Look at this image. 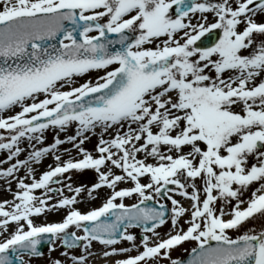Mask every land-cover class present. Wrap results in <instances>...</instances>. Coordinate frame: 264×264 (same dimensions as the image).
<instances>
[{
    "label": "snow or ice",
    "instance_id": "snow-or-ice-1",
    "mask_svg": "<svg viewBox=\"0 0 264 264\" xmlns=\"http://www.w3.org/2000/svg\"><path fill=\"white\" fill-rule=\"evenodd\" d=\"M257 15L264 0H0V129L8 133L0 134V165L8 164L0 178L11 195L0 200V264L42 256V240L49 253L59 240L71 264H88L93 242L107 249L104 257H120L114 264H264V228L244 229L264 217V19ZM206 35L212 42L199 44ZM97 128L88 151L83 145ZM49 129L55 135L45 145ZM24 139L31 150L19 159ZM64 144L77 156L61 151ZM48 155L55 166L37 176L32 164ZM84 170L95 182L74 186L71 173ZM101 188L110 191L99 207H76L81 193L95 199ZM133 195L137 202L126 205ZM61 209L59 221H36ZM121 241L130 247H117ZM186 241L196 247L173 258Z\"/></svg>",
    "mask_w": 264,
    "mask_h": 264
},
{
    "label": "rangeland",
    "instance_id": "rangeland-1",
    "mask_svg": "<svg viewBox=\"0 0 264 264\" xmlns=\"http://www.w3.org/2000/svg\"><path fill=\"white\" fill-rule=\"evenodd\" d=\"M258 21L259 20H262L264 19V16H258V18H256ZM208 21H213V16L211 14H208ZM149 46H152V45H149ZM111 67H115V66H110L109 70H111ZM104 74V72L101 70V71H90L88 74H86L84 77L80 78L79 82H83V80L85 79H92V80H95L97 78V76H102ZM239 110V109H237ZM12 113H9V112H5L3 113V115L7 116V115H10ZM74 131H75V125H71L69 126V128L67 129V134L71 135V134H74ZM111 131V130H110ZM0 134L4 135V136H7L8 133L5 132L4 130L0 129ZM55 135L54 131L49 129L48 131L45 132V140H44V144H49L52 142L53 140V136ZM64 135L65 133H60V138L63 139L64 138ZM101 135V130L99 128L96 129L95 131V134L94 135H91L89 137L88 140L85 141L84 143V148L87 149L88 151H92L94 149V145L97 143L98 141V137ZM105 138H107V134H105ZM32 143H35V141H33ZM42 145H39L37 144L36 147H41ZM20 147L22 149H24V151L21 152L20 156H19V159H24L28 153V151H30V146L28 144V141L27 139H24L21 141V144H20ZM60 149L61 151H63V149H70L71 150V155L72 156H77V153L74 149H72L71 145L70 144H64V145H61L60 146ZM6 157V152L5 150H0V160H3L5 159ZM67 156H63L62 159H66ZM254 162L253 160H250L249 163H252ZM49 165H52L54 166L55 165V162L52 158L51 155H48L46 157H44L42 159V161L38 164H32V167L34 169V172L35 173H41L45 170H48V166ZM8 164H4V165H0V167H7ZM37 170V171H36ZM115 171H119V170H115ZM39 174L37 176H39ZM18 175L20 176H24L26 175V169L24 168H21ZM69 174H66L65 176H67ZM72 175V183L74 186L76 185H90L92 183L95 182L96 180V174L94 171L92 170H84L83 172H76V171H73L71 173ZM1 181H3L2 178H0ZM142 182H146V179L145 180H142ZM125 186H130V184H120L118 185V187H125ZM258 187V184L256 183H253V185H251L246 191H245V194H244V199H247L251 193V191L255 190L256 188ZM107 188H102L103 191H107L106 190ZM15 190V188H14ZM110 190H108V192L106 193H101L99 191H96L94 193V196L96 197L95 199H90V197L86 194L87 192H83L80 194V201L84 200L85 202L83 203H79L76 205V207H78L82 212L83 211H86L90 208H93V207H97L99 206L104 198L106 197V195L109 193ZM38 194V193H37ZM65 195H70V193H68L67 191H65L64 193ZM86 195V197H85ZM176 199L180 200L181 203L185 206V207H189L190 206V202L179 197V196H176L175 197ZM5 199H11V195L10 193L7 191V193H0V200H5ZM137 202V197L134 195L133 197H130V198H125L124 199V203L125 204H131V203H135ZM58 211L56 212H47L48 215H51V216H55L57 214ZM64 212L65 210L64 209H61L60 211V214L57 216V217H49V218H46V217H38L36 218V221L37 222H40L42 220H47L49 222H55V221H59L62 216L64 215ZM43 218V219H42ZM188 216L185 215L184 217L181 218L180 220V224L181 226L183 227H187V225L184 224V220L187 219ZM225 219H227V217H225ZM171 225L170 223H166L164 226L160 227L158 229V231L160 232L161 236L163 237L165 233H167L170 229ZM262 228H264V217H261L260 215H257L255 219H249L245 224H244V229H256L257 231L261 230ZM134 235H135V232H137V230H130ZM77 232H80V231H77ZM229 235H231L233 238H235V236L237 235L236 232L232 231V230H229ZM4 236L3 235H0V239H3ZM137 243H139V240L137 239ZM122 242L117 245V247H130L129 243L127 241H124V243L122 244ZM98 245V244H97ZM97 245H94V243L92 244V249L91 251H95V246ZM196 245V242L195 241H186L184 242L182 245L180 246H177L171 253L172 257L173 258H176V257H182L184 256L190 249H192L193 247H195ZM54 248L55 250L52 251L51 253L47 252L46 254L42 255L41 257H30V256H23V259L25 261V264H50V259L49 257L55 259V258H59L61 261H62V264H71V261L68 262L67 260H65V257L61 255L62 253V250L60 248V242H58V240L55 241L54 243ZM187 250V251H185ZM81 251V249L79 250H74L72 251L71 253L72 254H79ZM131 254H135V250H133V252ZM116 258H120V257H117L115 256V259ZM98 262L100 261L99 258H97ZM114 261V260H113ZM111 262V260L109 261ZM89 263H96L95 261H92L90 262V260H88V264ZM103 263H107L105 261L101 262V263H97V264H103Z\"/></svg>",
    "mask_w": 264,
    "mask_h": 264
},
{
    "label": "bare ground",
    "instance_id": "bare-ground-1",
    "mask_svg": "<svg viewBox=\"0 0 264 264\" xmlns=\"http://www.w3.org/2000/svg\"><path fill=\"white\" fill-rule=\"evenodd\" d=\"M15 186H16V182L12 181L11 187L14 188ZM4 187H6L5 183L2 185V188H4Z\"/></svg>",
    "mask_w": 264,
    "mask_h": 264
}]
</instances>
